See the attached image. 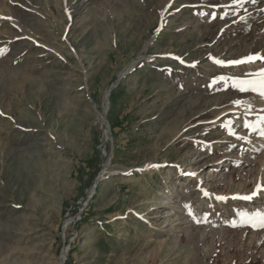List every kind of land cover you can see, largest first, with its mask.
<instances>
[{"label":"rangeland","instance_id":"obj_1","mask_svg":"<svg viewBox=\"0 0 264 264\" xmlns=\"http://www.w3.org/2000/svg\"><path fill=\"white\" fill-rule=\"evenodd\" d=\"M230 3L0 0V264H264V100L229 86L264 64L213 59L264 54V0Z\"/></svg>","mask_w":264,"mask_h":264},{"label":"snow or ice","instance_id":"obj_2","mask_svg":"<svg viewBox=\"0 0 264 264\" xmlns=\"http://www.w3.org/2000/svg\"><path fill=\"white\" fill-rule=\"evenodd\" d=\"M258 0H231V3L229 5H225L224 7L228 8L229 11H225L222 14L219 13H212L213 18H216L217 15H219L220 19H226L228 16L231 15V9L232 6L241 4V3H257ZM213 7H221L220 5H215ZM214 62L217 63L219 66H239L241 64H256L258 61L261 62V64H264V54L260 53H254L250 54L247 57H242L239 60H233V61H221L219 59L213 58ZM183 63V61H181ZM194 66V65H193ZM254 76H259V80L252 79ZM237 83L230 84L229 86L233 87L234 90L240 91V92H250L254 95H258L262 100H264V66H261L257 68L256 72L253 73L252 71H248L244 73L243 77H235L234 78ZM222 83L221 78H213L212 81L209 82V88H212L216 84ZM241 85H247V87H242ZM236 103V102H234ZM252 109L249 108V111ZM260 112H264V108L259 109ZM264 120V118H262ZM243 127L248 128V123H244ZM252 131H256L255 128L252 129ZM235 135V132L232 133ZM261 135H264V132L261 133ZM238 139H246V137H238ZM189 175H195V173H191ZM262 187L260 185H257V187L253 190L252 194L249 196L244 197H233L235 199H243V200H252L254 197H256L260 191H262ZM205 195H208L205 193ZM217 200H223L224 197H216ZM255 217L246 218L244 221H242L240 226H243L244 224H248L249 226L255 227L256 224L254 223ZM236 226V225H233ZM259 226L264 227V215H261L259 218Z\"/></svg>","mask_w":264,"mask_h":264},{"label":"bare ground","instance_id":"obj_3","mask_svg":"<svg viewBox=\"0 0 264 264\" xmlns=\"http://www.w3.org/2000/svg\"><path fill=\"white\" fill-rule=\"evenodd\" d=\"M139 58H142V56H140ZM133 65H134V64L130 65V67H132ZM129 69H130V68H129ZM129 69L125 70V72H123V74H125L126 72H128ZM102 105H103V110H104V112H105V111L107 110V108H108V91H106V92L104 93ZM102 119H104V116H102ZM37 145H38V144H37ZM107 167H108V165L106 164V165L104 166V171L101 173L99 179L102 178L103 176H105L106 174H109V173L106 171V170H107ZM65 253H66V249H64L63 252H62V256H63V258H64V256H65ZM62 262H63V261H60V264H62Z\"/></svg>","mask_w":264,"mask_h":264},{"label":"water","instance_id":"obj_4","mask_svg":"<svg viewBox=\"0 0 264 264\" xmlns=\"http://www.w3.org/2000/svg\"><path fill=\"white\" fill-rule=\"evenodd\" d=\"M141 59H142V58H140L139 60H141ZM123 75H124V74H122V76L119 75L118 78L115 80V82L112 84V86L109 88V90H108V96H109L110 92L112 91V89H114V88L118 85V83H119L120 80L122 79ZM96 184H97V182H96ZM96 184H95V185H96Z\"/></svg>","mask_w":264,"mask_h":264}]
</instances>
